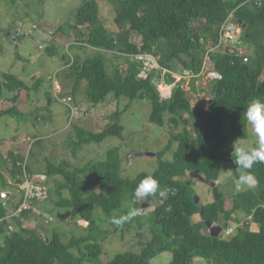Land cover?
<instances>
[{
    "label": "trees",
    "instance_id": "1",
    "mask_svg": "<svg viewBox=\"0 0 264 264\" xmlns=\"http://www.w3.org/2000/svg\"><path fill=\"white\" fill-rule=\"evenodd\" d=\"M107 1L115 9L118 31H110L103 23L97 0L86 1L71 26L76 38L74 43L96 51L87 57L78 52L63 56L69 76L76 80L74 92L86 80L87 96L94 106L110 94L117 98L125 96L131 101L148 99L153 108L150 120L162 126L169 121L176 132H171L168 146L158 152V168L153 173L142 172L136 178L122 175L119 146L110 148L105 160H91L83 166L67 159L54 162L48 157L43 172L53 181L59 196L57 206L73 208L81 220L90 222L92 232L74 236L68 242L57 231L52 237H46L38 228L24 227L18 218H8L7 206L12 202L8 197V203L0 202V264H152L151 260L165 251L173 253L171 264H192L196 257L207 260V264H264V163H255L247 170L255 187L234 197L221 193L220 200L207 204L196 203L195 182L184 178L188 172H196L200 177L218 181L224 165L233 163L232 151L224 148H231L233 139L249 135V124L244 119L247 105L253 99L264 101V0ZM233 12L243 24L245 36L236 54L209 53L214 68L223 77L202 84L201 89L210 94L207 106L202 107L201 101L195 104L193 100L201 90L202 76L191 79L189 92L183 87V81L168 74L166 82L172 87V94L167 99H162L155 73L138 77L141 65L131 55L141 52L158 56L162 66L175 73H200L207 53L220 41L222 24ZM103 50L126 54L124 71L118 66L111 75ZM47 51L51 55L55 53L52 48ZM2 75L4 88L13 93V105L0 109V118L18 116L21 111L17 105L22 91L28 90L29 85L15 74ZM2 90L3 86L0 96ZM49 102L52 103L50 95ZM121 116L120 110L112 113L110 121L99 132L75 125L78 139H72L74 150L93 142L102 143L109 136L122 137ZM37 117L36 120L41 119ZM224 117L231 119V134L226 133ZM173 142L178 144L174 159L165 160ZM12 157L16 156L12 153ZM18 159L11 170L16 185L24 180L25 170L30 174L36 172ZM5 163V157L0 154V164ZM147 175H152L159 185L158 193L148 197L158 201L150 213L152 237L145 241V231H139L140 253L120 252L109 262H102L104 249L95 235L97 228L92 220L95 206H100L111 219L122 217L117 212L123 208L124 199H134V189ZM91 178L99 190L88 183ZM0 183L4 186L8 183L1 168ZM160 191L163 196L159 195ZM19 203L12 205L14 209ZM137 206L141 211V200ZM29 213L22 212L20 218ZM196 214H201V221L193 222ZM244 217L251 218L250 222L238 227L230 238L213 237L206 224L218 223L226 228L233 222L241 224ZM139 219L137 215L122 225L111 223L113 232L124 233ZM13 223L18 227L9 231ZM250 224L257 225L258 229H251ZM75 248L78 255L72 251Z\"/></svg>",
    "mask_w": 264,
    "mask_h": 264
},
{
    "label": "rangeland",
    "instance_id": "2",
    "mask_svg": "<svg viewBox=\"0 0 264 264\" xmlns=\"http://www.w3.org/2000/svg\"><path fill=\"white\" fill-rule=\"evenodd\" d=\"M86 1L88 0H0V89L3 86L0 109H8L13 105L11 101L13 93L4 88L2 73L15 74L29 85L28 90L22 91L17 105L21 114L5 115L0 118V154L7 162L0 164V168L8 181L6 186L0 183L1 192L21 194L19 185H16L11 173L16 157H19L18 161H22L23 166L29 165L37 173H42L48 157L54 162L67 159L74 165L83 166L91 160H105L108 150L119 146L124 177L136 178L142 172L153 173L158 168V152L168 146L171 132H176L169 121L162 126L150 120L153 108L148 99L131 101L128 97L117 98L114 94H110L104 102L94 106L87 96L86 80L79 83L78 89L74 92L76 80L69 76V68L63 56L78 52L83 57H87L96 52H91V47L82 48L74 43L76 38L71 29L79 8ZM97 1L103 6L102 15L105 25L109 28L116 26L114 7L110 6L106 9L103 5L105 0ZM48 48L54 49L55 53L51 55L47 51ZM102 53L107 60L109 73L113 75L122 61L113 53L106 51ZM115 54L122 57L126 55L119 52ZM202 84L199 85L200 89ZM48 94L52 98L51 104ZM198 99L202 107L207 106L208 101L200 93L193 96L194 102ZM117 110L122 112L120 120L124 127L122 137L109 136L102 143L93 142L74 150L72 139H78L75 125L95 132L102 131L110 121L112 113ZM37 116L41 119L36 120ZM166 117L168 119V115ZM224 122L226 133L231 134L233 130L231 119L224 117ZM236 140L238 139H233V142ZM239 144L248 149L255 147L256 134L250 124L248 137L239 139ZM177 146V142H173L172 148L164 156L165 160L174 159ZM224 149L233 152V147ZM12 153L15 158L12 157ZM139 153L143 154L139 155ZM147 153H156V155ZM232 166L227 162L223 167L218 182L224 179L227 181L220 187L221 193L234 197L256 186L254 181L252 187L244 186L237 191V177L247 174V171L236 169L234 162ZM184 178L195 182V196L198 197L199 202L207 204L215 200L212 187L196 172H188ZM92 180L94 179H89L88 183L99 190L95 180ZM49 186L52 188L50 197L36 200L33 207L45 211L51 219L36 216L29 219L30 223H38V231L46 237H52L57 231L65 242L70 241L74 236L88 234L92 230L90 222L81 220L73 208L57 206L59 196L56 194L52 180ZM65 193L68 195L67 192ZM8 200L3 199L4 204L8 203ZM139 201L126 197L123 208L117 212L120 216L128 213L129 208L125 203L139 211L138 216L141 219L138 223L142 226L133 221L132 226L127 227L124 233H114L111 217L100 206H95L92 220L97 228L95 235L99 237L104 249L102 262H109L120 252L140 253L142 247L137 243L139 231H145V241L152 237L150 227L153 226V221L150 213L154 210V206L142 212L137 206ZM7 208L9 211L14 210L11 202ZM34 211L35 209L30 214ZM201 220V214L193 217V222ZM247 222H250V219L244 217L240 225L231 223L235 226V233L238 227H243ZM249 226L253 230L258 229L255 224ZM104 231L110 233L105 234ZM104 236L105 238L102 239ZM72 251L79 254L76 248ZM172 260L173 253L165 251L154 257L151 262L171 264ZM192 264H207V260L196 257Z\"/></svg>",
    "mask_w": 264,
    "mask_h": 264
},
{
    "label": "built area",
    "instance_id": "3",
    "mask_svg": "<svg viewBox=\"0 0 264 264\" xmlns=\"http://www.w3.org/2000/svg\"><path fill=\"white\" fill-rule=\"evenodd\" d=\"M220 35L221 36L218 45L207 53L200 73L192 74L188 72L187 75L175 73L172 70L162 66L158 56L149 52H141L131 55V58H133L136 63L141 65L138 77L146 78L151 73H155V81L160 89L162 99H167L172 94V87L166 82L168 74H173L174 76H176V78H178L179 81H183V87L189 92L190 82L193 77L202 76L203 79L201 83H203L204 85H207L208 81L221 79L223 76L214 68L209 53L211 51H226L227 48H230L231 51H234L235 49L239 51V48L237 46L242 44V39L245 36V30L243 24L240 23L234 12L231 13L222 24ZM199 93L204 99H210V94L205 89H201ZM198 101L199 99L197 100V103ZM49 182V176L44 172H35L33 174H30L25 170L24 180L18 184L21 190L19 207L15 208L12 213L9 212L8 218H20L22 212H32L33 209L36 210V208L33 207V203L36 200L48 199L50 197L51 190ZM14 229L15 227L13 225L9 226V231H13ZM234 231L235 227L232 225L229 226L224 231L223 237L225 238L233 235Z\"/></svg>",
    "mask_w": 264,
    "mask_h": 264
},
{
    "label": "clouds",
    "instance_id": "4",
    "mask_svg": "<svg viewBox=\"0 0 264 264\" xmlns=\"http://www.w3.org/2000/svg\"><path fill=\"white\" fill-rule=\"evenodd\" d=\"M244 119L247 121L248 124L251 125L252 130L256 134V145L255 147L248 149L239 144V139L234 141L232 145L233 147L232 158L236 166V169H242L247 171L252 169L255 163L258 162L264 163V101H261L260 99H253L252 101H250L244 112ZM253 184H254V180L252 175L250 174L240 175L237 177L236 190L239 191L244 186L252 187ZM158 190H159L158 181L152 175H147L134 189V194H133L134 199H138L145 203H149L148 197L156 195L158 193ZM159 195L163 196L164 193L160 191ZM125 206L129 208L128 213L120 218L114 217L111 221L113 224L122 225L124 222L131 220L132 218H134L139 214V211L131 207L130 204L125 203ZM49 218L51 219V217ZM249 219L251 220V218ZM235 223L238 224V222ZM231 225L232 224H230L229 226ZM228 227L226 228L223 227L220 236L223 237V233ZM234 234L235 231L233 235ZM229 237H225V238H229Z\"/></svg>",
    "mask_w": 264,
    "mask_h": 264
},
{
    "label": "water",
    "instance_id": "5",
    "mask_svg": "<svg viewBox=\"0 0 264 264\" xmlns=\"http://www.w3.org/2000/svg\"><path fill=\"white\" fill-rule=\"evenodd\" d=\"M226 52H231L230 48H227ZM232 53H237V49H235L234 51H232ZM143 153H139V155H141ZM148 155H153L155 156L156 153H147ZM230 165L232 166V163L230 162ZM201 179H203L206 183H208L212 189H213V193H214V196H215V200L218 201L222 198V195H221V192H220V187L222 186L223 183H225L227 181V179H224L220 182L218 181H214V180H210V179H205L204 177H201ZM10 197L14 202H13V205L15 204V201L17 199H19V196L18 195H14L10 192H1L0 191V202L1 200L5 199V198H8ZM196 198V203H199V200H198V197L195 196ZM148 201L149 203H145L143 201H141V211L142 212H146L147 211V208L150 207V206H156L158 204V201H155V200H152V199H149L148 198ZM208 228H209V231H210V234L213 236V237H219L222 230H223V226L218 224V223H212V222H206Z\"/></svg>",
    "mask_w": 264,
    "mask_h": 264
},
{
    "label": "crops",
    "instance_id": "6",
    "mask_svg": "<svg viewBox=\"0 0 264 264\" xmlns=\"http://www.w3.org/2000/svg\"><path fill=\"white\" fill-rule=\"evenodd\" d=\"M105 3L103 4V5H105L106 7V9L109 7L110 8V6L112 7V5L107 1V0H105L104 1ZM100 8H101V12H100V15H101V18H102V21L104 22V19H103V6L101 5L100 6ZM109 10V9H108ZM109 12H110V10H109ZM114 13L116 14V12H115V10H114ZM104 24H105V22H104ZM106 27L110 30V31H112V32H116V31H118V27L117 26H111V28H109L107 25H106ZM116 27V28H115ZM133 36H135V34L133 35ZM103 51H106V52H110L111 54L113 53L114 54V56L116 57V58H118L120 61H122L119 65V67L124 71V69L126 68V57L124 56V57H122V56H118L117 54H115V52L116 53H118V51L117 50H103ZM91 52H93L92 51V49H91ZM199 102V101H198ZM195 103H197V102H195ZM15 195V194H14ZM20 195V194H19ZM17 200H19V199H17ZM16 200V201H17ZM13 202L14 201H12L11 203H12V205H13ZM14 211V210H13ZM13 211H10L11 213L13 212ZM30 214V213H29ZM50 217L49 216V214H47L45 211H42V210H40V209H36L33 213H31L30 215H28L27 217H21V218H18L19 219V221H21V222H23V224H24V227H34V228H38L39 227V224L38 223H35V224H31L30 223V221H29V219L30 218H32V217ZM11 225H13L15 228L16 227H18V226H16V225H14V223L13 224H11ZM46 236V235H45Z\"/></svg>",
    "mask_w": 264,
    "mask_h": 264
},
{
    "label": "flooded vegetation",
    "instance_id": "7",
    "mask_svg": "<svg viewBox=\"0 0 264 264\" xmlns=\"http://www.w3.org/2000/svg\"><path fill=\"white\" fill-rule=\"evenodd\" d=\"M18 196H19V198H20V195H18ZM17 201H18V200H17ZM17 201H16V202H17Z\"/></svg>",
    "mask_w": 264,
    "mask_h": 264
}]
</instances>
